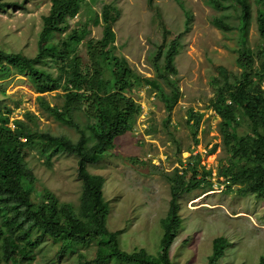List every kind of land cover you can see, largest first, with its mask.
I'll list each match as a JSON object with an SVG mask.
<instances>
[{
	"label": "rangeland",
	"instance_id": "obj_1",
	"mask_svg": "<svg viewBox=\"0 0 264 264\" xmlns=\"http://www.w3.org/2000/svg\"><path fill=\"white\" fill-rule=\"evenodd\" d=\"M1 1L23 4L0 9V50L33 56L42 16L48 13L51 0ZM220 1L227 6L214 8L205 0H81L78 13L68 20L70 27L86 23L88 33L77 45L78 53L86 58V43L102 36V12L105 8L117 10L118 17L112 24L114 39L109 48L113 54L124 57L141 77L127 92L139 108V115L130 129L116 137L113 148L97 162L88 164L90 173L104 179L103 197L109 204L106 226L111 231H121L119 244L125 251L144 248L156 254L163 231L161 220L169 208L170 177L176 171L187 170L188 178L191 166L196 167L197 177H200L209 166L216 171L215 177L206 175L199 186L178 198L180 225L170 245L173 264H207L216 236L230 242L219 264H258L260 256L264 255V195L257 196L253 192L240 195L236 191L239 185L229 184L217 174L228 154L219 132L220 117L211 106L215 97L214 79L233 83L243 69L236 63L240 50V33L235 27L238 4L235 0ZM248 1L251 19L246 47L254 55L264 38L259 35L256 22L258 1ZM218 15L233 27L222 30L213 25L212 18ZM64 36H56L54 40ZM173 39L178 42L173 59L176 73H170L165 80L158 75L154 59L159 46L166 48ZM253 65L258 69L259 60L255 59ZM39 66L53 73L58 71L50 61ZM145 78L155 79L156 85L146 83ZM171 82H174L172 86ZM261 86L264 88L263 82ZM174 92L178 93V98L169 105ZM62 93L55 90L45 97L51 103H60ZM38 95L25 74L12 72L0 79V109H9L11 124L30 110L39 116L41 130L76 140L78 133L74 128L40 113ZM189 110L200 117L195 135L192 121H187ZM75 118L81 124L85 121L82 111L77 112ZM247 131L248 121L240 118L237 132ZM27 163L35 176L34 200L47 190L59 201L78 209L81 182L76 176L75 156L58 152L47 162L32 149ZM55 250L56 245L46 238L31 264L88 261L94 257L95 244L58 260Z\"/></svg>",
	"mask_w": 264,
	"mask_h": 264
},
{
	"label": "trees",
	"instance_id": "obj_2",
	"mask_svg": "<svg viewBox=\"0 0 264 264\" xmlns=\"http://www.w3.org/2000/svg\"><path fill=\"white\" fill-rule=\"evenodd\" d=\"M80 1L51 0L48 13L42 16L33 56L0 50V79L12 72L27 75L34 90L39 93L36 99L40 113L74 128L78 133L77 139L72 140L43 131L38 126L39 116L30 110L24 112L23 118L15 120L14 127H10L9 109H0V264H31L46 238L56 245L57 260L73 256L80 248L94 243L93 259L78 264H105L110 261L173 264L170 245L180 225L178 198L205 181L210 170L197 177L196 167L191 166L192 173L188 178L185 174L187 170L183 173L176 171L170 177L169 208L166 217L161 220L163 231L156 254H150L144 248L132 251L121 249V231H111L106 226L109 204L103 197L104 179L90 173L88 164L97 162L108 149L113 148L116 137L130 129L132 121L139 115V108L127 92L139 83L141 77L134 73L124 57L113 54L109 48L114 39L112 24L118 17L117 10L104 9L101 38L86 43V58L78 53L77 45L88 33L87 26L83 22L70 27L68 20L78 13ZM205 1L214 8L227 6L220 0ZM235 1L239 9L235 27L240 33L236 63L243 69L233 83L228 80L220 83L217 78L214 79L215 97L211 106L220 117L219 132L228 154L217 174L229 184L239 185L236 191L240 195L253 192L263 196L264 88L261 83H264V42L254 55L246 47L251 5L248 0ZM257 1V28L264 38V0ZM22 4L0 0V9ZM212 23L222 30L233 27L224 22L221 15L214 16ZM62 34L65 35L63 39L54 40ZM177 46V40L173 39L166 48L159 46L156 53L155 67L158 75L165 80L170 73H176L173 59ZM161 55L162 59L157 62ZM255 59L260 62L258 69H254ZM49 61L58 70L56 73L39 66ZM220 70L224 71L223 67L220 66ZM144 81L156 85L153 78H145ZM170 84L172 86L174 82ZM55 90L63 91L60 103H51L45 97ZM177 98L178 93L174 92L169 105ZM80 111L85 118L82 124L75 118ZM240 118L249 123V131L241 134L237 132ZM199 120L200 117L189 110L187 121H192L194 135ZM32 149L47 162L58 152L76 157V176L81 182L77 210L70 203L59 201L54 193L47 190L37 200L32 198L35 176L27 163ZM228 245L227 238L214 237L207 264H219ZM258 264H264V255L260 256Z\"/></svg>",
	"mask_w": 264,
	"mask_h": 264
},
{
	"label": "built area",
	"instance_id": "obj_3",
	"mask_svg": "<svg viewBox=\"0 0 264 264\" xmlns=\"http://www.w3.org/2000/svg\"><path fill=\"white\" fill-rule=\"evenodd\" d=\"M10 125V127H14V124L12 123H10L9 124ZM203 165H205V163H203ZM207 167V169H209V166H206ZM210 170V169H209ZM212 171V172H211ZM213 175V178L215 177V175H216V171L215 170H210V175ZM228 182V181H227Z\"/></svg>",
	"mask_w": 264,
	"mask_h": 264
},
{
	"label": "clouds",
	"instance_id": "obj_4",
	"mask_svg": "<svg viewBox=\"0 0 264 264\" xmlns=\"http://www.w3.org/2000/svg\"><path fill=\"white\" fill-rule=\"evenodd\" d=\"M10 126V125H9Z\"/></svg>",
	"mask_w": 264,
	"mask_h": 264
}]
</instances>
